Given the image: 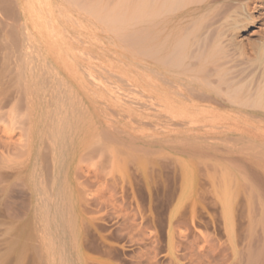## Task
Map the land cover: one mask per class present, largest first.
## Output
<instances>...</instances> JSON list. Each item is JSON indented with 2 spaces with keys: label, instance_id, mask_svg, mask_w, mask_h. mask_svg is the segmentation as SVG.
<instances>
[{
  "label": "bare ground",
  "instance_id": "obj_1",
  "mask_svg": "<svg viewBox=\"0 0 264 264\" xmlns=\"http://www.w3.org/2000/svg\"><path fill=\"white\" fill-rule=\"evenodd\" d=\"M0 3H2L1 0ZM74 5L72 7L86 10L84 11L85 14L89 13L95 16L97 14L96 19L104 12L116 10L122 21V23L116 21L118 22L116 24L122 25V40L124 42L123 47L119 45L123 48V62L120 69L121 73L118 78L116 77L118 80L103 81L96 79L95 75L89 74L90 80L82 82V84H86V93L90 97L99 98L106 101L109 107L130 113V118L122 122L124 128L122 130L118 129V133L123 136V139L113 140L110 138L112 143L118 144V147H111L108 150L110 154L104 157L105 161H99V165L92 164V161L89 163L90 166H97L96 169L103 174H100L102 178L97 175V180L94 177L95 175L92 178L94 177L96 182H98V179L99 181L103 179L100 184L103 185L107 182L108 187L111 189L113 182L116 183L111 173L112 171L115 174L117 172L112 163L118 162V166L121 163L119 169L123 167L126 170L125 172L130 173L132 176V171L129 172L126 169L128 164L126 166L123 164L134 162L137 178L134 180L135 177L132 176L133 181H136L133 191H126V188L123 189L124 192L122 191L120 184L122 181L125 184L128 178H124L125 172L122 173L121 170H118L117 175H120V180L121 178L124 179L121 182L119 180L120 183H117L119 185L116 186V189H119L122 193L131 192L133 201L130 199V195L127 196L128 193L127 195L121 193L124 197L118 193L112 195L118 190H114L109 194L106 191V183L104 186L105 192L111 197L114 198L119 195L116 198L119 201L115 200L118 205H121L122 198H125L123 199L125 203L130 202V200L133 202L131 206H134L135 211L133 210L132 215L128 213L130 212L128 208L131 209V202L130 204L127 203L129 204L127 207L122 203L126 210L122 213V221L126 223L125 221L130 219L133 222V226H131L132 234L123 237L122 234L125 231L127 233L128 230L121 229L124 224L120 225L122 223L121 219L119 220L120 223L117 221L118 215L112 217V219L117 218L115 221L114 219L110 221V223L116 222L117 226L118 223L120 225L121 233L118 232L119 227L118 230L116 229L118 234L113 229L116 237L122 236L115 241H126L123 242L124 245L130 243L129 247L131 245V248L130 250L127 248H121V250L110 248V246L116 247L115 233L112 236L111 232L108 231L113 226L109 227L110 229L102 228L108 231L104 233L111 234H108L109 238H114H107L108 241L112 240V243L114 241V245L108 246L109 249L108 247L105 248L107 246L105 241L106 246H102L103 241L106 239L98 238H103L101 233L105 230L101 228L100 223L97 225V220L101 221L99 217L103 215L102 213H97L100 215L98 217L94 216V218L99 219L90 216L91 220L94 219L97 222L94 227L100 226L101 236L98 237V228L96 233L98 238L92 236L87 238V240H91L92 237L94 241L98 239L95 242V244L100 243L97 245L98 248H95L97 246L94 247V244L85 241L88 246L95 248L93 250L96 253L93 251L88 253L86 251L88 246L86 249L83 248L85 244L83 246L81 243L86 239L84 235V240L80 242L71 233L77 224H83L82 222L86 221V215H94L91 212L97 210V207L94 206V209L90 204V200L93 199L95 202L92 201V204L94 202L97 204H95L96 206L100 205L99 202L102 201V209L106 212L103 206L112 198L108 196L107 200L103 199V193L96 191L98 186L93 179V187L97 186L95 189L93 188L95 191L90 192L91 185L87 187V189H90L89 191L80 188L85 183L79 181L80 178L78 179L75 176L77 173L73 175V172H71L73 162L69 161V169L67 168L68 171L64 173L65 175L56 173L55 179L51 178L53 180L51 189L40 188L44 185L43 181L46 180L42 181L43 178L41 177H45V175L40 173L39 178H41V181H39L43 185L40 184V187H38L31 172L26 173L31 197L28 196L29 194L27 195L30 200L25 202V206L20 210L23 211L24 208L27 209L26 207H28L30 215L26 222L16 225L17 221H14V224H16L15 226L12 225L13 230L11 227L6 226L12 224V222L10 224L0 222L2 226H0V264H264V0H79ZM10 10L8 8V11ZM15 13L13 12V16ZM100 17L101 21L100 19L99 21L103 22L102 16ZM6 19L7 15L5 22ZM93 23L95 22L93 21ZM16 24L13 25L14 28H16ZM17 27L20 29V26ZM10 29L12 30L11 27ZM11 30L8 32H13ZM15 30L18 32V29ZM23 31L24 29L21 27V32ZM114 33L117 34L118 32L115 31ZM11 35L13 36V33ZM24 35L23 40L26 47L25 49L24 47L21 48L24 49L22 52L19 49L21 53L18 52L20 57H24V59L21 58L23 63H17L22 64V66H18L14 70L13 65L16 63L13 64L6 61L8 58L1 57L3 60L6 58L4 60L6 62H0V94L2 100L9 99L7 95L4 98L7 93L6 90L9 86L14 85L13 87L16 86L20 90H25L31 104L37 108L40 106L45 107V104H47L46 94L49 95L51 89L54 88V91L56 89L54 85L51 88L49 84V79L52 77V73L55 72V66L53 67L50 65L51 63L46 61H50V58L43 60L42 57L45 54L42 55L39 48L36 49L35 39L30 32L27 31ZM20 37H23V35H20ZM6 41L8 40L4 42L0 40V46L2 44L7 46L8 42L11 43V41ZM61 41L64 42V40ZM29 44H32V48L34 47L33 52L28 51L31 49ZM129 44H132V47ZM20 45L24 46V44ZM27 46L29 49H27ZM126 46L133 48V50L130 52ZM0 53L2 52L0 51ZM13 56L9 57L8 54L7 57L12 59ZM11 72H15L16 77H13ZM50 82L53 81L50 79ZM57 83L60 88L65 87L63 88L65 90L64 95L66 93V96L71 97V100H73L64 102L62 101L64 96H61L58 106L70 108L75 104L79 107L82 106L81 112L87 110L79 95L76 96L72 91L73 88L70 90L66 82L60 81ZM10 88L12 89V87ZM14 93L15 96L9 100L12 101L14 97H18L16 96L17 92ZM61 94L63 95V93ZM2 100L0 99V102ZM13 100L14 102L17 101ZM20 100L23 104V98ZM2 103L6 104L7 102L2 101ZM57 105L56 108L60 110ZM15 106L16 104L13 106L14 109L11 108L13 110H9L15 112V108H19V106ZM20 108L26 114L27 107ZM20 108L19 111H22ZM37 108L33 109L30 114L32 123L28 127L32 129L40 128L35 122V112L39 110ZM3 109L6 108L1 110ZM49 110L55 111L52 108ZM75 111L76 109H74ZM58 112L60 113V111ZM65 113L66 110L64 115H66ZM27 114L26 117L29 116ZM19 115L23 114L19 113ZM7 116L4 118L8 122ZM43 116L41 120L45 119ZM13 117L12 119L9 117V120L16 121L18 124L14 122L15 126L16 124L19 126L27 120L23 115L21 116L22 121L18 119L21 122L19 123L16 119L18 117L16 115ZM45 117L47 118V115ZM51 118H53L55 125L54 117ZM51 118L48 117L49 122ZM2 120L4 119L2 118ZM59 121L58 125H60ZM82 122L83 125L84 121ZM26 123L27 121L24 124ZM11 124V121L8 122L9 126ZM56 125L52 127L55 128ZM66 125H69L68 127L72 126L69 122ZM89 126L87 125L88 128ZM20 127L17 128L20 129ZM28 127L27 129H29ZM60 127L58 126L59 129L57 128L58 130L56 129L54 132L49 128L48 130L51 132L45 129L41 131L43 137L54 138L53 141L48 139V142L46 139L48 143L46 145L42 141L43 148H47V145H61L64 143L65 140H61V138L67 137V131L63 130L67 129V126ZM24 128L20 130L26 131ZM13 129L10 131H17H13ZM90 132L92 133V128ZM7 137L6 135L8 141L4 140L5 145L7 142L12 146L15 144L13 146L15 148L16 145L22 144V146L19 145L18 148H15L19 150L18 155L25 148L24 155H20L18 158L19 162H21L20 157L26 154L27 157L25 156V158H28L30 148L26 149L29 146L26 147L25 145L29 140L22 142L21 140L24 139H20V143L13 142V144ZM29 137L31 136L29 135ZM93 137L95 136L90 138L96 141ZM56 138L58 139L56 140ZM103 139L105 140V137ZM104 140L99 141L100 145L103 146L101 142L105 143ZM89 142H92V140ZM92 146L93 148L96 147ZM87 149L84 148L85 153L90 152V149ZM26 150L28 153H26ZM34 151L35 148L32 149L31 153L33 154ZM38 151H41L40 148H38ZM55 151L56 153H63L64 149L59 148ZM128 151H134V153H131V155ZM12 152L15 151H11L9 154ZM17 153L15 154L17 155ZM15 154L13 153V155ZM48 154L51 157V154ZM10 157V160H12L13 156ZM79 157L82 158L83 156L79 155ZM79 157L78 160H81ZM100 157L99 160H102V155ZM44 159L47 162L49 160L47 157H44ZM44 159L43 161L41 159L40 162H45ZM58 159L65 160L62 157ZM83 159L81 161L84 162ZM67 160L75 159L67 158ZM83 162H80V164H83ZM109 162L112 164L111 166H108L110 165ZM10 163H14V161H10L8 164ZM77 163L76 168L79 166V161ZM103 163H108L104 165L108 166L109 170L111 167L114 170L116 169L115 171L105 170L111 176L98 168H102ZM22 164L25 168L26 165ZM22 164L20 165L22 166ZM51 165L53 164L48 166ZM48 166L45 169L48 170ZM80 166L83 167V165ZM23 167L20 168L23 169ZM130 167L128 166L129 170H131ZM1 168L2 172L0 173H3L5 169L3 168V171ZM20 168H17V170H20ZM40 168L42 169V167ZM98 170H96V174L99 173ZM14 171L15 169L11 170V172ZM23 171L20 170L19 172L24 173ZM51 174L53 177L52 171L49 175ZM91 175L93 174L91 173ZM85 176L82 177L85 178ZM109 176L113 181L111 179V181H107ZM105 177L108 179L106 180ZM131 180L128 181L131 182ZM6 181L9 182L10 180L7 179ZM47 181H49L48 178ZM79 182L81 183L80 186ZM21 184L25 185L26 183L24 181L23 184L22 181ZM100 184L99 186H101ZM124 184L123 187L131 188L129 185L132 183L128 185L127 182V184ZM12 187L10 185L8 190L11 191L10 188ZM101 187L102 189H98L104 190L103 186ZM1 190L3 192L4 188L1 187ZM13 190H15V187ZM20 190L28 192L26 187ZM9 191L7 192L9 193ZM86 191L90 194L97 192L101 195L95 196L97 195L95 194L94 198L91 195V199L88 197L90 200H87ZM24 193H22V196H24ZM104 196L106 197V195ZM120 196L121 199H118ZM126 196L130 197V200L126 201ZM97 197H99L98 199L101 197V200L97 201ZM21 199H24V197ZM24 200H22L23 203ZM110 201L108 204H110ZM23 203L21 206L24 205ZM89 206H92V211ZM106 206L109 210L110 206L112 208L111 204ZM121 207L123 206L121 205ZM112 209L111 212H115L117 207L114 206L115 211ZM21 213H24V211ZM24 215L25 213L23 217L21 216V219L24 218ZM111 216L108 215L106 219L108 217L111 219ZM87 219H89V216ZM104 221L107 220L104 218ZM10 229L12 232L9 231ZM93 234L96 237L95 233ZM94 241L90 242L93 243Z\"/></svg>",
  "mask_w": 264,
  "mask_h": 264
},
{
  "label": "rangeland",
  "instance_id": "obj_2",
  "mask_svg": "<svg viewBox=\"0 0 264 264\" xmlns=\"http://www.w3.org/2000/svg\"><path fill=\"white\" fill-rule=\"evenodd\" d=\"M2 3H0V31L1 32H3L2 34H1V32H0V40L2 41V42H4L5 40H8V41H11V43H9L8 41H6V42H8V45L6 46L5 44L3 45H1L0 46V51L2 52V53H0L1 54V56H0V62L2 61V62H6V61H10V62H12L13 64H14V62L16 63L15 65H13V68H14V70L16 69V67H18V66H22V64H17V63H19V62H22L23 60H21V58L22 59H24V57L23 56H19V54H18V52H17V54H14L15 52L13 51V36L11 35V33L10 32H8V31H10L9 29H10V24H8L7 25V23H8V20L6 19V22H5V16H4V13H3V11H2V5H1ZM5 17V18H4ZM2 18V19H1ZM4 19V20H3ZM6 23V24H5ZM4 24V25H3ZM3 26V27H2ZM8 27H9V29H8ZM7 30V31H6ZM5 33V34H4ZM7 34V35H6ZM23 35V37H22V39H24L25 38V35L24 34H22ZM4 40V41H3ZM1 42V43H2ZM29 42V41H28ZM9 45H11V47H9ZM29 46H30V50H28V51H30V52H33V50H34V47L32 48L31 46H32V44H29ZM6 47V48H5ZM7 47H9V48H7ZM2 49V50H1ZM27 49H29L28 48V46H27ZM33 49V50H32ZM7 53V54H6ZM8 54H9V57H11L12 55H14L13 56V58L11 59H9V57H7L8 56ZM7 55V56H6ZM1 57H6V58H8L6 61H4L3 60V58H1ZM20 58V59H19ZM12 60V61H11ZM23 63V62H22ZM0 65H1V63H0ZM11 74L13 75V77H16V74H15V72H11ZM9 75V74H8ZM49 76V75H48ZM52 83V84H51ZM53 83H56V84H53ZM49 84H50V86H51V88H53L52 86L54 85V87L57 89V91H56V89H55V91H54V88H53V90L51 89V91H49V92H47V93H49V95L48 94H46V100H47V104H45V107H36V106H34L33 104H31L30 103V101H29V99L27 98V95H26V92H25V90H23V89H19V88H17L16 86L15 87H13L14 85H11V86H9V88H7V93H6V91H5V97L4 98H6V95H7V97L10 99L11 97H13V96H15L14 94V92H17L16 94V96H18V97H14L13 99H15V100H17V101H15L14 102V100L12 99V101L11 100H9V99H3L2 100V97H1V94H0V99L4 102L5 101V103L7 102L8 104H10L9 105V107H7L8 106V104L6 103V104H1V102H0V105L2 106V108H6V109H3V110H1L2 108H1V106H0V166L2 165L3 167L1 168V169H5V171H4V169H3V173H0V175H1V179L0 180H3L4 178L7 180H10L9 182H7L5 179L3 180V181H0V182H2L1 184H0V214H1V216H0V222H2V224H10L11 222H12V224H10V225H6V226H8L9 228L11 227V229L13 230V227H12V225L14 224V221H17V224L16 225H18L19 223H23V222H26V220L28 221V218H29V215H30V212H29V209H28V207H26L27 209H25L24 208V213H25V215H24V218H22L21 219V216L23 217V214L24 213H21V212H23L22 210H20V208H22L23 209V207L25 206V202H28V200H30V198L29 197H31V193H30V186H28V182H27V177H26V173H30L31 172V174L33 175V178H34V180L36 181V184L38 185V187H40L39 185L41 184V186L42 187H40V188H45L46 187V189H51L52 188V183H53V178L55 179V176H56V173H61V175H65L64 173H66L67 171H68V169H69V161H72L73 162V166H72V169H71V172H73V175L74 174H76L75 176L79 179L80 178V182L82 181V182H84L85 183V185H82V186H80V184L82 183H80L79 182V186H80V188L82 187L83 189H85V190H90L89 188L87 189V187H90V185H91V190H90V192H93L92 190H94L97 186V192L99 191H101L103 194H102V198L104 199H106L107 200V197L108 196H110L109 194H111L114 190L115 191H119V189H116V186L117 185H119V184H117V183H120L121 182V180H123L124 178H128L127 180H126V183L125 184H127V182H128V185L129 184H131V185H129L131 188L129 189V187H127V186H125V187H123V181L121 182V184H120V186H122V191H123V189H125L126 191L128 190V191H133V189L135 188V183H136V181H133V178L135 177V179L134 180H136V176L135 175H137L136 174V168H135V166H134V162L132 161V162H125L123 165H127L128 164V166L130 167V169L131 170H129L128 169V166H126V169L130 172V171H132L131 172V174H132V176H133V178H132V176L130 175V173H128V172H125L126 170H124V168L122 167L121 169H119L120 168V164L121 163H119V166H118V162L117 163H112L113 164V167H116V171L117 172H119L120 170V172H125L124 173V175L123 176H125L124 178H121V180H120V175L118 176L117 175V172H116V174L115 173H113V171L112 170H114V168H110V170L112 171V173H111V175H112V178H113V180H114V178H115V181H116V183L114 184V182H113V187L111 186V189H112V191H111V189H110V187H108L109 185H107V182H105L106 183V186H107V190L106 189H104L105 187V183L103 184V185H101L100 184V182L102 183V180L103 179H100V181H99V179H98V182H99V184L101 185V186H103V189L104 190H99V189H102V187L101 186H99V184H98V182H96V180H97V178H98V176L100 175V174H102L101 172H99V170L98 169H96L97 168V166H94V165H99V161H101V162H103V161H105V159H104V157L105 156H107V155H109L110 154V151H108L111 147L112 148H117L118 146V144L116 145V143L114 144V143H112V141H111V139H106L105 138V140L103 139L104 137H102L100 134H99V131L97 130V132H95L96 130H94V129H92V134H90L91 132H90V128H88L87 129V127H86V114H85V111H82L81 112V110H82V106H78V105H73L72 107H70V108H64V107H62V106H58L57 104H60L59 103V100H61V96H64L62 99H64V100H62V101H73V100H71V97H68V96H66V93H65V95H64V91L65 90H63V88H60V86L59 85H57L58 83L57 82H50V80H49ZM58 86V87H57ZM10 87H12V89L10 88ZM16 88V89H15ZM61 89V90H60ZM58 90H59V92H58ZM10 92V93H9ZM22 92H23V94H22ZM14 93V94H13ZM55 93V94H54ZM58 93H59V95H58ZM61 93H63V95L61 94ZM13 94V95H12ZM58 96H57V95ZM61 94V95H60ZM4 95V94H3ZM48 97H50V98H48ZM67 97V98H66ZM23 98V104H21L22 102H21V100L20 99H22ZM66 98V99H65ZM41 99V97L39 98V100ZM48 99H49V101H48ZM57 101V102H54L55 100ZM20 100V101H19ZM27 100V101H26ZM26 101V103L24 104V102ZM10 102V103H9ZM56 103V104H55ZM16 104V106H19V108L20 107H22V108H24V107H27V111L25 110V113L27 114H29V116H28V114H27V116L28 117H26V114H24V110H22L21 108H20V110H22V111H19V108L18 107H16L15 109H16V111H18V112H11V110H13L14 108H13V106ZM18 104V105H17ZM55 104V105H54ZM23 105H25V106H23ZM27 105V106H26ZM47 105V106H46ZM56 105H57V107H59V109L60 110H58V108H56ZM52 108V110H55V111H51V110H49L50 108ZM62 107V108H61ZM11 108H13V109H11ZM18 108V109H17ZM39 109V110H37L36 112H35V122H37V124L40 126V128H36V129H32V128H29L30 126H31V123H32V121H31V119H30V114H31V112H32V110L33 109ZM81 108V109H80ZM9 109H11V110H9ZM69 109V110H68ZM74 109H76V111L74 112ZM60 111V113L58 112V111ZM65 110H66V115H64V112H65ZM47 111V112H46ZM49 111V112H48ZM4 112V113H3ZM43 112V113H42ZM50 112H52V114H50ZM53 112H55V113H53ZM12 113H14V114H12ZM16 113V114H15ZM19 113L20 114H23L24 115V118L25 119H27L26 121H27V123L26 124H24L26 121H24L23 122V124H19V126L17 125L18 123L16 122V121H14L15 123H17L16 124V126H15V123L14 122H12L13 120H9V117H11V119H12V117L14 116V115H16V117H18V118H16L17 119V121L19 122V123H21L20 122V120L22 121V117L21 116H23V115H19ZM44 113H46L45 115H44ZM57 113V114H56ZM75 113V114H74ZM85 114V115H84ZM8 115V116H7ZM10 115V116H9ZM13 115V116H12ZM44 115V116H43ZM47 115V118L45 117ZM83 115V116H82ZM8 117V122L10 123V121H11V126H9L8 125V122H7V119L6 118H4V117ZM42 116H43V118H45L44 120H41V118H42ZM54 117V120H55V125L58 123V121H59V124L60 125H56L57 127H55V128H53L52 126H55L54 125V121H53V118H51V117ZM4 119V120H2V118ZM48 117L49 118H51V120H52V124H51V120H50V122H49V119H48ZM79 118V119H76V118ZM56 118V119H55ZM73 118V119H72ZM13 119H14V117H13ZM18 119H20V120H18ZM24 119V120H25ZM59 119V120H58ZM82 121H84V124L82 125ZM2 122H3V124H2ZM29 122V123H28ZM64 122V123H63ZM66 122V123H65ZM68 122H69V124L70 125H72V126H70V127H68L69 125H66V124H68ZM82 122V123H81ZM46 125H45V124ZM43 124V125H42ZM65 124V125H64ZM20 125H21V127H20ZM28 125H29V127H28ZM50 127H49V126ZM6 126V127H5ZM44 126V127H43ZM58 126H59V128H61L60 126H62V127H64V126H67V129H63L65 132L67 131V137H62L61 138V140H65V141H63L64 143L63 144H61V145H47L46 147L47 148H43V146H44V144L46 145V144H48L47 142L50 140V141H53L54 140V138L52 139V137L49 139L48 138V136L45 138V136L43 137V135L41 134L42 132L41 131H43L44 129L45 130H48V128H49V130H53V132H54V130H56L57 128H58ZM82 126V127H81ZM16 127V128H15ZM20 127V129H23V127H25L24 129H26V131L27 130H29L28 132H26L25 130L24 131H22V130H20V129H18V128ZM27 127L29 128V129H27ZM13 129V131L14 130H17V131H15V132H11L10 130H12ZM58 128V129H59ZM66 128V127H65ZM4 129H5V132H4ZM57 129V130H58ZM80 129V130H79ZM19 130V131H18ZM48 130V132H51V131H49ZM85 131V132H84ZM89 131V132H88ZM94 131V132H93ZM5 134H4V133ZM21 132V133H20ZM88 132V133H87ZM83 133H85V134H83ZM20 134V135H19ZM25 134V135H24ZM6 135L8 136L7 138L9 139V141L11 140V143H13V142H17V143H20L21 141L22 142H25V141H28V143L25 145L26 147H28V148H26V149H29V152L30 153H28L27 152V150H26V153H28V154H30V155H28V158H25V156L27 155H25V156H22V157H24L25 159H23L22 157H20L21 159H20V161L21 162H19V156L20 155H24L23 154V152H25V148H24V151H22V153L20 152V155H18V153L17 152H19V150L18 149H15V148H18L19 147V145H21L22 146V144H18V145H16V147L14 148L13 146L15 145L14 143V145L12 146L10 143H8L7 141V139H6ZM14 135V136H13ZM29 135L31 136V137H29ZM40 135V136H39ZM95 136V137H93V138H95V140L96 141H93V139L92 138H90V137H92V136ZM98 135H99V138L97 139V137H98ZM19 136V137H18ZM21 136V137H20ZM38 136V137H37ZM42 136V137H41ZM10 137H11V139H10ZM12 137H13V139H12ZM17 137L18 139H15V138ZM26 137V138H25ZM29 138V139H28ZM36 138H38V139H36ZM88 138H90V139H88ZM102 138V139H101ZM123 139V136H121V135H116L114 138H113V140H120V139ZM7 140L6 142L8 143V145H10L11 147H9L8 145H7V143H6V145H7V147H6V145H5V141L4 140ZM20 139H24V140H21L20 141ZM46 139H47V142H46ZM49 139V140H48ZM58 138H56V140H57ZM104 140V142L105 143H103V142H101L102 144H103V146L102 145H100V140ZM18 140H19V142H18ZM67 140V141H66ZM83 140V141H82ZM90 140H92V142H89ZM42 141H43V143L44 144H41L42 143ZM75 141V142H74ZM82 142V143H81ZM96 142H97V144H96ZM16 143V144H17ZM50 143V142H49ZM52 143V142H51ZM90 143H92L91 145H89ZM111 143V144H110ZM25 144V143H24ZM41 145H42V147H41ZM81 145V146H80ZM92 145H94V146H96L95 148H93V146ZM109 145H111L110 147H109ZM18 146V147H17ZM21 146H20V148H21ZM50 146V147H49ZM57 146H59L58 148H57ZM66 146V147H65ZM90 146V148H88ZM102 146V147H101ZM10 148V150H9V148ZM54 147V148H53ZM104 147V148H103ZM19 148V149H20ZM33 148H35V151H34V153L32 154L31 152H32V149ZM38 148H40V152L38 151ZM52 148V149H51ZM59 148H62V149H64V152L63 153H56V149H59ZM79 148V149H78ZM84 148L85 149H90V152H88L87 151V153H89V154H87V153H85L86 152V150H84ZM23 149V148H22ZM21 149V150H22ZM42 149H43V151H42ZM54 149V150H53ZM83 151H82V150ZM87 149V150H88ZM20 150V151H21ZM52 151V152H50V151ZM115 150V149H114ZM9 151V152H8ZM11 151H15V152H12L11 154H9ZM47 151V152H46ZM101 153H100V152ZM106 151V152H105ZM47 154H46V153ZM69 152V153H68ZM80 152V153H79ZM94 152H96L95 154L92 153ZM116 152H118L117 150H116ZM115 152V153H116ZM130 152V154L132 153H134V151H128V153ZM13 153L15 154V153H17V155L15 154V155H13ZM45 155H44V154ZM48 153H50L51 154V157H50V155L48 154ZM120 153V152H119ZM118 153V154H119ZM41 154V155H40ZM53 154V155H52ZM98 154H100V155H98ZM130 154H127V155H130ZM131 154V155H132ZM68 155V156H67ZM79 155H81V156H83L82 158L81 157H79ZM102 155V160H99V158H101L100 156ZM116 155V154H115ZM10 156H13L12 157V160H10ZM62 157V158H64L65 160H59L58 158H60V157ZM85 156H86V158H85ZM14 157H15V159H14ZM27 157V156H26ZM44 157H47V159H49L48 160V162H47V160L46 159H44ZM53 157V158H52ZM78 157L79 158H81V160L83 159L84 160V162L83 161H81V160H78ZM119 157H120V154H119ZM18 160H17V159ZM36 158V159H35ZM51 158H52V162H51ZM67 158L68 159H71V158H74L75 160H67ZM42 159V161H43V159L44 160H46L45 162H43V163H45V164H43L42 162H40V160ZM56 159H58V160H56ZM13 162L14 161V163H10V164H8L9 162ZM79 161V166H77V168H76V165L78 164L77 162ZM92 161V162H91ZM128 161H131V160H128ZM58 162V163H57ZM80 162H83V164H80ZM89 162H91L92 164L94 163V165L92 166H90V163ZM100 162V163H101ZM107 162V161H106ZM119 162H124V161H119ZM22 163H24V166L26 165V167L24 168L23 167V164ZM41 163H42V165H41ZM49 163V164H48ZM110 163V162H109ZM20 164H22V166L20 165ZM50 165V164H53V165H51V166H48V165ZM104 164H108V163H103V166H102V168L101 167H98L99 169H100V171H103L105 174L107 173V172H105V170L106 169H108V166H111L112 164L110 163V165H108V166H106V165H104ZM116 164V165H115ZM13 165V166H12ZM43 165H46V166H44L43 167ZM80 165H83V167L82 166H80ZM84 165H85V167H84ZM101 165H102V163H101ZM42 167V169L40 168V167ZM49 167L48 168V170L50 171L49 173H51V171H52V173H53V177H52V174L51 175H49V173H48V170L47 169H45V167ZM52 166H53V168H52ZM91 168H90V167ZM104 166H106V167H104ZM122 166V165H121ZM23 167V169H21V168ZM34 167H36V168H34ZM12 168V169H11ZM15 169V171L14 172H11V170H14ZM17 168L19 169L20 168V170L22 171V170H24L23 172L24 173H20L19 171L20 170H17ZM33 168V169H32ZM44 168V169H43ZM68 168V169H67ZM86 169V171H88L87 172V174H89L90 172L93 174V175H91L90 176V174H89V176H87V174H86V171H85V169ZM135 170H134V169ZM78 169V170H77ZM10 172H9V171ZM35 170V172H33ZM42 172H41V171ZM76 170V171H75ZM96 170H98L97 172H99V173H97L96 174ZM109 170V169H108ZM107 170V171H108ZM109 170V171H110ZM114 170V171H115ZM119 170V171H118ZM44 171V172H43ZM63 171V172H62ZM85 171V172H84ZM108 171V172H109ZM0 172H2L1 170H0ZM16 172H17V174H16ZM38 172V173H37ZM75 172V173H74ZM81 172V173H80ZM42 175H45V177H47L48 178V180L49 181H47V178H45V177H41V178H43L42 179V181L44 180V179H46V180H44L43 181V184L42 183H40V181H41V178H39L40 176H41V174ZM126 173H128V174H126ZM22 174V175H21ZM40 174V175H39ZM105 174H104V176H105ZM107 174H109V173H107ZM120 174V173H119ZM126 174V175H125ZM2 175H3V177H2ZM9 175V176H8ZM11 175V176H10ZM15 175V176H14ZM16 175H17V177H16ZM37 175V176H36ZM47 175H49V176H47ZM85 176V178L87 177V179L89 180H87V179H85L84 177H82V176ZM95 175V176H94ZM98 175V176H97ZM103 175V174H102ZM110 175V174H109ZM110 175V176H111ZM114 175H115V177H114ZM116 175H117V177H116ZM74 176V177H75ZM92 176H94L95 177V179L96 180H94V177L92 178ZM104 176H103V178H104ZM110 176H109V179L107 180L106 179V177H105V179L107 180V181H109L111 178H110ZM122 176V177H123ZM9 177V178H8ZM13 177H16V178H13ZM49 177H50V179H49ZM75 177V178H76ZM91 177V178H90ZM100 177L102 178V176L100 175ZM20 179V181L22 182L23 181V184H24V181H25V185H22L21 184V182L19 181V179ZM52 178V179H51ZM118 178V179H117ZM13 179V180H12ZM77 179V180H78ZM91 179V180H90ZM94 180V183L96 182L97 183V186L95 185V187H93V180ZM105 179H104V181H105ZM131 180V182L130 181H128V180ZM40 180V181H39ZM87 180V181H86ZM112 180V179H111ZM110 180V181H111ZM112 180V181H113ZM120 180V182H118ZM46 181V182H45ZM88 182H90V183H88ZM130 182V183H129ZM134 182V183H133ZM50 184V185H48V184ZM92 183V184H91ZM124 184V185H125ZM4 185H6V186H4ZM9 185V186H8ZM10 185H11V187H12V185H13V187L12 188H10L11 189V191H9L8 190V188L10 187ZM22 186H25L26 187V190L28 189V192H22V190H20V189H24ZM1 187H3L4 188V190H3V192H5V193H3V192H1L2 190H1ZM14 187H15V190H13L14 189ZM22 187V188H21ZM94 188V189H93ZM99 188V189H98ZM119 188H121V187H119ZM105 190L106 191H108L109 192V194L108 193H106L105 192ZM7 191H9V193L7 192ZM95 191V190H94ZM114 192L112 195H115V193H118V194H120L121 196H122V194L123 195H127V193L125 194V193H122V191H119V192ZM125 191V192H126ZM87 192V191H86ZM95 193V194H97V195H95V194H90L89 192H87L86 193V198H87V200H90L91 198V195H93V197L92 198H94V195L95 196H100L101 194H98V193ZM111 192V193H110ZM124 192V191H123ZM7 193V194H6ZM22 193H24V196H22ZM122 193V194H121ZM130 193V194H129ZM128 193V195L127 196H131V198L130 197H127L126 196V198H127V200L126 201H128V200H132L133 201V197H132V193L131 192H129ZM21 194V195H20ZM29 194V195H28ZM90 194V195H89ZM108 194V195H107ZM117 194V195H118ZM29 197H28V196ZM104 195H106V197L104 196ZM22 196V197H21ZM104 196V197H103ZM119 196V195H118ZM118 196H116V197H111L110 199H111V201H110V204L112 205V208H111V206H110V210H109V208L106 206V205H110V204H108L109 203V201H108V203L105 205V206H103L105 209H106V212L104 211V209H102V204H101V202H99V204L100 205H98V206H96L97 204L96 203H94L95 201L92 199V200H90L91 201V205L93 206V208H94V206H95V208L97 207V210L95 209V210H93V212H91L92 210H91V207L92 206H89L90 207V212L91 213H93L94 215H86V221H84V222H82L83 224H81V223H79V224H77L76 225V227L74 228V230L71 232L72 234H74V236H76L78 239H79V241L80 242H82V240H84L83 239V237L85 236L86 237V239L83 241V243H81V245H83V244H85V247H83L84 249H86V247L88 246V244H87V242H89V243H91V244H94L93 246L95 247V246H97L98 244H100V243H96L95 244V242H96V240H98V239H106V240H104L103 242H101V243H103V245L102 246H104L105 245V241H106V247L105 248H107L108 246H110V245H114L113 243H114V241L118 238V237H120L121 235H120V225H122V224H124V227L123 226H121V229H124V231H125V229H127L128 230V232L127 233H125L123 230H121V231H123L124 233L122 234L123 235V237H128L130 234H132V227L131 226H133V222H131V220L130 219H128V220H126L125 222L127 223H124L122 220H123V218H122V213L124 212V211H126L125 209H124V205L123 204H125L126 205V207H127V205H129L130 204V202H131V204H130V206L132 205V201L130 200V202H124L123 201V199H125V198H122V203H121V205L123 206V207H121V205H118V203H117V201H119V200H117L116 198L118 197ZM121 196H120V198H118V199H121ZM23 198L24 197V199H21V198ZM90 199H89V198ZM122 197H124V196H122ZM99 197H97L96 199H98ZM130 198V199H129ZM109 199V198H108ZM22 200H24V203H23V201ZM99 200H101V197H100V199H98L97 201H99ZM106 200H103V201H105V202H107ZM113 200V201H112ZM115 200H117L116 202H115ZM92 201H94L93 202V204H92ZM96 201V202H97ZM20 202H22L24 205L23 206H21L22 205V203H21V205H20ZM112 202V203H111ZM119 203V204H120ZM127 203H129V204H127ZM88 204H89V202H88ZM96 204V205H95ZM104 204V203H103ZM118 206H117V205ZM101 208H100V207ZM114 206L115 207H117V209H116V211L114 210ZM4 207V208H3ZM6 207V208H5ZM87 207H88V205H87ZM108 209H107V208ZM134 208V206H131V209H132V211H131V209H130V207L128 208L129 209V211L130 212H128V213H132L133 212V209ZM6 209V210H5ZM87 210H88V208H86ZM99 209V210H98ZM111 209L112 210H114L115 212H116V214H115V212H111ZM127 209V208H126ZM127 209V210H128ZM104 211V213H103V211ZM108 210H109V212H108ZM102 211V212H101ZM135 211V210H134ZM111 212V213H110ZM8 213V214H7ZM91 213H88V214H91ZM97 213H102L103 215L101 216V217H99V218H97L98 216H100V215H98ZM127 213V212H126ZM86 214H87V211H86ZM97 214V215H96ZM112 216H111V215ZM133 214V213H132ZM131 214V215H132ZM111 216V219H112V217H114L115 215H118L119 217H117L118 218V222H119V220L122 222L120 225H119V223H118V226L115 224V223H113V222H111L110 223V221H113V219L111 220V219H109V217L106 219V217L107 216ZM89 216V219H90V221H89V219H87V217ZM90 216H91V218H94V216H97V217H95L96 219H99V220H101V221H98L97 220V222H95L96 220H91V218H90ZM21 219V220H17V219ZM104 218H105V220H107V221H104ZM116 218V219H117ZM6 219H7V221H6ZM108 219H109V221H108ZM116 219H114V221L116 220ZM2 220V221H1ZM3 221H5L6 223H4ZM90 222V223H89ZM92 222H93V224H92ZM106 224H105V223ZM108 222H109V224H108ZM96 223H97V225L99 224L100 226H101V228L102 227H106L107 229H110L109 227H111V226H113V228H111V230H108V231H110L111 232V234H112V236H113V234L118 230L117 228L119 227V231L118 232H120L119 233V235L120 236H118V237H116L115 235H116V233L114 234V236L116 237L115 239L114 238H112V239H114V241H113V243H112V240L110 241H108V239H111V238H109V235H111L110 233H104V232H108V231H106V229H104V228H102L103 230H105V231H103V233H101L103 236H101V234H100V232H102V231H99L100 230V226H97V227H94L95 225H96ZM102 223H103V225H102ZM112 223H113V225H112ZM129 223V224H128ZM15 224L13 225V226H15ZM95 224V225H94ZM108 224V225H107ZM129 225V226H128ZM0 226H1V224H0ZM114 226H117V227H114ZM2 227V226H1ZM1 227H0V229H1ZM123 227V228H122ZM131 227V228H130ZM87 228V229H86ZM88 228H89V230H88ZM99 228V229H98ZM11 229L9 230V231H11ZM97 229H98V233H97ZM101 229V230H102ZM115 230V232H114V230ZM117 229V230H116ZM91 230V231H90ZM113 230V231H112ZM12 232V231H11ZM79 232H80V234H79ZM93 233H95V236L98 234V237L99 236H101V237H103V238H98L97 236L96 237H94V234ZM97 233V234H96ZM129 233V234H128ZM105 234V235H104ZM118 234V233H117ZM125 234V235H124ZM84 235V236H83ZM108 235V236H107ZM90 236H92L93 238H98V239H95V241H94V239L91 237V240L90 241H94L93 243L92 242H90L89 240H87V238L89 237L90 238ZM107 236V237H106ZM106 237V238H105ZM122 237V236H121ZM108 238V239H107ZM85 241H87V242H85ZM108 241V242H107ZM118 241V240H117ZM115 241V245H116V247L114 246H110V248H115V249H118V250H121V248L122 249H129L130 250V248H131V245H130V247H129V244L127 243V244H125L124 245V243L123 242H126V241ZM85 242V243H84ZM119 242H120V244H119ZM122 242V243H121ZM87 244V245H86ZM91 244H89V245H91ZM122 245H123V247H122ZM102 246H100V247H102ZM125 246V247H124ZM91 246H88L87 247V249H86V251L88 252V253H91L92 251L94 252V253H96L95 252V250H93V248L94 247H91ZM104 247H102V248H104ZM95 248H98V246L97 247H95ZM94 248V249H95ZM102 248H100L101 250H103ZM120 248V249H119ZM92 249V250H91ZM108 249H109V247H108ZM106 250V249H105ZM87 253V254H88ZM93 253V254H94Z\"/></svg>",
  "mask_w": 264,
  "mask_h": 264
},
{
  "label": "crops",
  "instance_id": "obj_3",
  "mask_svg": "<svg viewBox=\"0 0 264 264\" xmlns=\"http://www.w3.org/2000/svg\"><path fill=\"white\" fill-rule=\"evenodd\" d=\"M14 1L1 0L2 11L5 17L7 15L9 24L17 23L16 28H14V24H10L12 28L10 30L13 31L14 51L17 53L20 52L19 49L22 47L25 49L24 40L20 35L26 34L27 31L30 32L35 39L36 49L38 50L39 48L41 54H45V57H42L43 60L50 58V61H46L51 63L50 65L53 67L55 66V72L50 77L51 81L66 82L69 86L68 88L70 90L73 88L72 91L75 95H79V98L84 102L83 105L87 110L85 108L83 110L88 115H86V127L90 125V129L99 130V134L106 139H113L116 135H120L118 129L122 130L124 128L122 122L130 118V113L109 107L106 101L99 98L90 97L86 93V84H82V82L90 80L89 74H93L96 79L103 81L118 80L116 77L118 78L121 73L120 69L123 62V48L121 47L124 46V42L122 40V25L116 24L118 23L116 21H121L117 11L104 12L105 15H100L103 22H100L101 17L99 16L100 18L96 19L97 14L95 16L86 12L88 15L84 12L86 10L83 11L82 8L72 7L79 0ZM6 7L11 10L8 11ZM13 12L15 13L14 16L16 15L17 17L13 16ZM96 20L99 22L96 23ZM92 23L93 25H91ZM17 26H20V29ZM21 27H23L25 32H21ZM15 29H18L19 33ZM113 30L118 32V36ZM15 33L20 35L15 37ZM61 40H64V42ZM20 44H24V46ZM129 46L132 47V44H129ZM129 46H126V48L131 52L133 48L131 49ZM24 49H21V52Z\"/></svg>",
  "mask_w": 264,
  "mask_h": 264
}]
</instances>
